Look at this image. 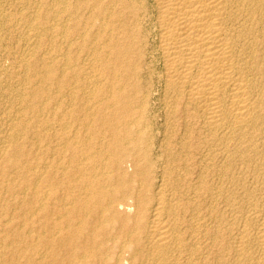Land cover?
<instances>
[{
	"label": "bare ground",
	"instance_id": "6f19581e",
	"mask_svg": "<svg viewBox=\"0 0 264 264\" xmlns=\"http://www.w3.org/2000/svg\"><path fill=\"white\" fill-rule=\"evenodd\" d=\"M0 264H264V0H0Z\"/></svg>",
	"mask_w": 264,
	"mask_h": 264
},
{
	"label": "rangeland",
	"instance_id": "374dc122",
	"mask_svg": "<svg viewBox=\"0 0 264 264\" xmlns=\"http://www.w3.org/2000/svg\"><path fill=\"white\" fill-rule=\"evenodd\" d=\"M50 1V0H49Z\"/></svg>",
	"mask_w": 264,
	"mask_h": 264
}]
</instances>
